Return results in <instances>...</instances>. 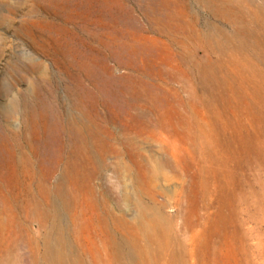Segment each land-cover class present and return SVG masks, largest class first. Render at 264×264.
I'll return each instance as SVG.
<instances>
[{"label": "rangeland", "instance_id": "rangeland-1", "mask_svg": "<svg viewBox=\"0 0 264 264\" xmlns=\"http://www.w3.org/2000/svg\"><path fill=\"white\" fill-rule=\"evenodd\" d=\"M69 111L93 125L92 153ZM62 171H102L130 222L138 202L222 221L264 264V0H0V196Z\"/></svg>", "mask_w": 264, "mask_h": 264}, {"label": "bare ground", "instance_id": "bare-ground-1", "mask_svg": "<svg viewBox=\"0 0 264 264\" xmlns=\"http://www.w3.org/2000/svg\"><path fill=\"white\" fill-rule=\"evenodd\" d=\"M132 106L138 114L144 111L138 101ZM83 117L66 112L61 126L71 130L80 151L92 153L97 135ZM107 138L118 140L110 131ZM204 172L196 171L203 194L207 193ZM101 174L62 171L53 187L42 185L34 195L29 188L1 195L0 264H252L251 255L240 254L241 243L232 240L222 221L194 222L184 216L176 223L160 205L143 202H138L139 214L133 222L115 216L110 203L116 204L119 193L115 196L113 186L93 182ZM144 174L136 178L140 191ZM64 179L70 180V187L62 185ZM84 208L90 211L87 220H83ZM32 221L42 232L30 228Z\"/></svg>", "mask_w": 264, "mask_h": 264}]
</instances>
